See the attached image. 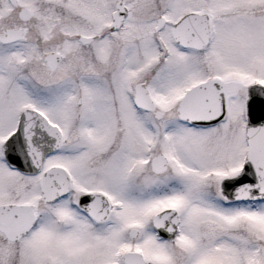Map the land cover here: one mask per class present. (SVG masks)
Here are the masks:
<instances>
[{"label":"snow or ice","instance_id":"6c2138e0","mask_svg":"<svg viewBox=\"0 0 264 264\" xmlns=\"http://www.w3.org/2000/svg\"><path fill=\"white\" fill-rule=\"evenodd\" d=\"M0 264H264V0H0Z\"/></svg>","mask_w":264,"mask_h":264}]
</instances>
